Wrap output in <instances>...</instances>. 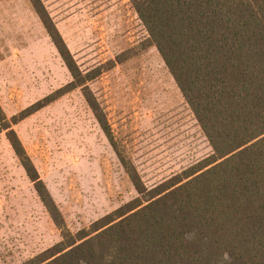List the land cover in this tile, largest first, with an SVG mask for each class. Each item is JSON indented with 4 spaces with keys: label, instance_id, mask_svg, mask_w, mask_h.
<instances>
[{
    "label": "rangeland",
    "instance_id": "1",
    "mask_svg": "<svg viewBox=\"0 0 264 264\" xmlns=\"http://www.w3.org/2000/svg\"><path fill=\"white\" fill-rule=\"evenodd\" d=\"M42 1L80 68H103L89 85L148 187L213 153L158 49L148 43L133 0ZM72 80L31 0H1L0 104L8 119ZM13 126L74 234L138 196L81 88ZM61 240L1 133L0 264H22Z\"/></svg>",
    "mask_w": 264,
    "mask_h": 264
},
{
    "label": "trees",
    "instance_id": "2",
    "mask_svg": "<svg viewBox=\"0 0 264 264\" xmlns=\"http://www.w3.org/2000/svg\"><path fill=\"white\" fill-rule=\"evenodd\" d=\"M31 2L73 80L11 120L0 104V134L62 232L22 264H264V0H133L213 150L154 187L120 148L89 85L103 68L84 72L43 1ZM77 88L138 196L74 234L13 124Z\"/></svg>",
    "mask_w": 264,
    "mask_h": 264
}]
</instances>
